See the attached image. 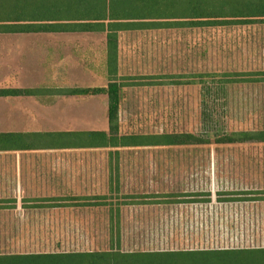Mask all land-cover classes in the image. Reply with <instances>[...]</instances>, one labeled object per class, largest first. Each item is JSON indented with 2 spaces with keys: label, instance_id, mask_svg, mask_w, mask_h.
<instances>
[{
  "label": "rangeland",
  "instance_id": "1",
  "mask_svg": "<svg viewBox=\"0 0 264 264\" xmlns=\"http://www.w3.org/2000/svg\"><path fill=\"white\" fill-rule=\"evenodd\" d=\"M119 35L115 66L106 60L101 33H0L1 78L25 73L35 88L46 79L49 90H56L58 78L73 77L82 88L105 92L115 80L119 135L187 132L208 141L121 148L154 159L140 162L137 184L127 186L132 192L121 201L168 205L159 207L154 223L124 225L123 240H100L96 247L111 245L121 252L264 248V142L221 143L233 133L264 129V22ZM94 93L88 104L102 117L108 98ZM109 150L95 152H115ZM23 243L26 250L57 249L55 240ZM73 243L70 251L85 245Z\"/></svg>",
  "mask_w": 264,
  "mask_h": 264
},
{
  "label": "crops",
  "instance_id": "2",
  "mask_svg": "<svg viewBox=\"0 0 264 264\" xmlns=\"http://www.w3.org/2000/svg\"><path fill=\"white\" fill-rule=\"evenodd\" d=\"M32 81L25 73L0 77V255L110 251L96 246L123 240L124 225L154 223L167 203L121 201L137 184L140 162L154 159L112 145L105 89L102 117L88 104L91 90L104 87L62 77L49 90L46 79L38 88ZM52 240V251L23 246ZM73 242L87 247L70 251Z\"/></svg>",
  "mask_w": 264,
  "mask_h": 264
},
{
  "label": "trees",
  "instance_id": "3",
  "mask_svg": "<svg viewBox=\"0 0 264 264\" xmlns=\"http://www.w3.org/2000/svg\"><path fill=\"white\" fill-rule=\"evenodd\" d=\"M256 22H264V0H0V33H101L105 37L106 60L115 66L119 62V34L123 31ZM106 92L113 146L208 143L187 132L119 135L115 80L108 83ZM239 142H264V129L233 133L221 140ZM0 264H264V248L0 255Z\"/></svg>",
  "mask_w": 264,
  "mask_h": 264
}]
</instances>
